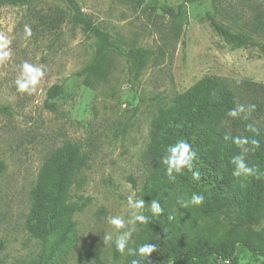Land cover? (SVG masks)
<instances>
[{
	"label": "rangeland",
	"instance_id": "374dc122",
	"mask_svg": "<svg viewBox=\"0 0 264 264\" xmlns=\"http://www.w3.org/2000/svg\"><path fill=\"white\" fill-rule=\"evenodd\" d=\"M77 2L123 49L143 46L156 54L136 73L126 57L115 52L108 79L89 86L79 72L94 56L95 39L73 21L66 0L0 3V33L11 39L5 49L10 57L0 63V104L8 108L0 111V160L6 164L0 175V240L5 241L0 264L25 263L48 254L44 243L26 228L31 190L47 157L68 142L80 146L87 163L71 189L72 200L81 205L71 215L73 238L58 247L56 262L93 264L83 250L89 242L97 244L106 264L125 262L133 236L146 220L136 204L143 199L149 174L146 150L158 108L171 104L206 75L264 84L260 47L238 46L210 23L212 16L264 44V29L252 30L259 12L264 23V0ZM179 5L186 9L187 19L177 37L168 8L176 11ZM25 26L31 29L30 36ZM24 62L44 73L31 94L16 86L17 78L28 79ZM54 84L62 91L57 109L50 110L45 100ZM115 216L122 227L109 223ZM219 220L226 228L232 224L224 215ZM257 230H264V220ZM121 238L125 248L115 260L114 243ZM237 264H264V253L253 254L240 245Z\"/></svg>",
	"mask_w": 264,
	"mask_h": 264
},
{
	"label": "trees",
	"instance_id": "16d2710c",
	"mask_svg": "<svg viewBox=\"0 0 264 264\" xmlns=\"http://www.w3.org/2000/svg\"><path fill=\"white\" fill-rule=\"evenodd\" d=\"M30 1L0 0V3L18 5ZM66 1L73 21L95 39L94 56L79 72L84 84L90 86L108 79L115 52L126 57L136 73L156 54L143 46L123 49L109 32L82 11L77 0ZM168 10L174 19L172 30L178 37L187 19L186 9L179 5L176 11ZM210 23L234 44L259 46L264 52V44L256 42L251 34L233 31L212 16ZM260 29H264L261 12L252 27L255 32ZM61 91L60 84L48 89L45 100L48 109H57ZM241 105L244 110L237 117L229 115L230 110ZM0 111L7 112L8 108L0 104ZM263 115V83L229 81L216 75H206L177 95L171 104L159 107L151 122L146 150L149 174L142 190L141 207L145 211V224L133 236L127 260L113 264H133V261L137 264H211L213 261L237 264L240 245L253 254L264 253V230H257L264 220ZM179 140L189 144L191 158L180 172L173 169L169 176L170 165L166 161ZM237 140L246 142L238 145ZM235 158H240L255 174L234 176L238 170ZM86 163V154L80 146L68 142L56 148L41 166L31 190L26 228L32 237L44 243L48 254L20 264H57L58 247L73 238L75 224L71 215L81 205L72 200L71 189ZM5 168V162L0 160V175ZM193 194L203 195V202L187 205L185 200H190ZM153 201L162 211L153 210ZM221 215L232 223L229 228L219 220ZM208 218L213 221L200 224ZM144 245L154 246L147 256L139 251ZM4 246L5 241L1 239L0 251ZM83 250L93 264H106L96 243L84 244ZM114 259H119L116 243Z\"/></svg>",
	"mask_w": 264,
	"mask_h": 264
},
{
	"label": "clouds",
	"instance_id": "9594fccd",
	"mask_svg": "<svg viewBox=\"0 0 264 264\" xmlns=\"http://www.w3.org/2000/svg\"><path fill=\"white\" fill-rule=\"evenodd\" d=\"M25 33L27 36L31 35V29L27 26H25ZM11 43V39L4 34L0 33V63H3L5 60H8L10 57V53L6 51L8 45ZM24 71L28 74L27 81H22L21 79L17 78L16 80V86L18 91L20 92H28L31 94V92H34L36 89V86L38 85L40 79L43 77L44 73L40 70V67L31 65L27 62H24L22 64ZM254 107V106H251ZM244 110V107L238 106L235 109H232L229 111V115L232 117H237L241 111ZM238 145L245 143V140H237L236 141ZM178 147L173 148L170 150V156L171 158L166 161L170 165L168 169V175L171 176V172L173 169H175L177 172H180L182 170V166L186 164L187 160L191 157L188 155L189 153V144L183 140L177 141ZM178 153V155H177ZM234 162L238 165V170L233 173L234 176L239 177L241 173L244 174V176L248 175H254L255 171L252 168L246 167L243 161L240 158H235ZM185 200V199H184ZM204 197L203 195H195L193 194L190 198V200H185L186 204L189 203L192 205H199L203 202ZM143 201H138L136 204V207H142ZM152 208L155 212L159 213L162 211V209L156 204L155 201L152 203ZM138 219H143V217H137ZM109 223L113 225L116 228L122 227V220L119 216L115 217H109ZM116 248L118 251L123 252L125 248V240L123 238L116 241ZM154 250V246L150 245H144L140 246V253L144 256H147ZM133 264H137L136 261H133Z\"/></svg>",
	"mask_w": 264,
	"mask_h": 264
}]
</instances>
